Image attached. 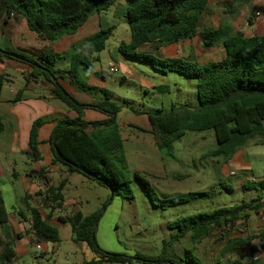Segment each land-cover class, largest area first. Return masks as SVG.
<instances>
[{
    "label": "trees",
    "instance_id": "obj_1",
    "mask_svg": "<svg viewBox=\"0 0 264 264\" xmlns=\"http://www.w3.org/2000/svg\"><path fill=\"white\" fill-rule=\"evenodd\" d=\"M117 1L2 0L0 18L4 14L9 16L13 13L21 14L26 19L29 31L37 34L41 39L56 41L75 34L91 17L108 12ZM209 1L125 0V18L131 40L129 43H121L118 51L129 58L150 64L163 75L176 72L185 78L197 79L198 107L173 106L168 111L158 110L146 114L159 151L168 154L173 142L181 139L186 132L213 130L219 145L213 154L223 155L228 160L244 144L246 137H252L260 132L264 135V36L245 37L242 34H233L232 26L225 22L218 29L205 28L202 31L204 46L212 48L223 44L226 52L222 60L205 65L183 58L161 59L153 54L139 51L144 45H152L159 50L194 38L198 34L202 17L209 12ZM233 1L244 4L253 0ZM227 13L231 15L232 10ZM249 24H253L252 20ZM114 30V27L100 30L67 54L70 59L68 74L71 80L80 84L86 92L93 93L92 90H97L95 92H100L103 99L92 104L82 103L55 83L58 98L76 112L77 116L58 121L48 137L53 153L52 165L62 166L68 173L78 174L94 181L108 188L113 195L120 189L132 194V178L127 173L122 139L115 129L121 108L111 101L110 92L87 85L83 80V73H95L92 63L98 61V55L106 49L107 41ZM2 58L25 62L33 69L32 77L43 75L53 82L55 71L51 64L43 65L39 60L26 54L0 48V59ZM44 58L55 60L61 56L43 55L42 59ZM100 74L103 78L109 75L105 71ZM159 92L162 90L159 89ZM90 109L104 113L107 118L93 122L85 121L83 119L85 111ZM131 110L140 114L133 108ZM42 124L43 120L37 119L30 131L29 144L36 155V160H41L37 137ZM91 126L96 130L89 133L87 129ZM4 129L5 125L0 117V135ZM45 171L46 169L42 168V172ZM67 183L66 179L58 186L46 182L47 189L40 194L51 202V209L61 208L64 202L62 192ZM244 187H253L264 193V180L251 185L245 184ZM230 188L233 190L232 187ZM262 196L260 200H263L264 194ZM187 198L188 196L183 199L167 200L165 204L181 203ZM29 200L30 197L24 198L26 211L18 212L20 219L26 220V212L29 213L31 229L38 242L60 243L59 230L49 222L52 211L47 218H44L40 209L30 205ZM248 211L256 215L260 214L264 211V202L259 201L256 204L243 202L212 212H198L174 221L169 227L178 229V232L163 242L161 254L158 256L143 254L129 256L106 252L100 248L96 233L102 211L87 216L77 213L72 218L60 220L63 223H70L74 241L85 244L93 253L94 258L85 264H206L194 247H185L182 253H178L177 246L185 239L197 245L210 237L214 230L231 227L240 220L248 219L250 216ZM0 228V264H14L17 260L14 244L16 240L22 239L23 235H13L1 191ZM253 240L264 242V233L250 235L247 238L230 239L224 254L235 249L236 245H249ZM174 247L176 254L171 255L170 252Z\"/></svg>",
    "mask_w": 264,
    "mask_h": 264
},
{
    "label": "rangeland",
    "instance_id": "obj_2",
    "mask_svg": "<svg viewBox=\"0 0 264 264\" xmlns=\"http://www.w3.org/2000/svg\"><path fill=\"white\" fill-rule=\"evenodd\" d=\"M122 3L126 5L124 1ZM105 14L108 22L115 24V30L107 41V51L98 55L99 65L92 63L95 73H88L85 79L92 87L110 92L111 101L121 108L115 129L122 139L127 173L132 178V194L120 189L112 196L108 188L94 181L81 176L72 177L62 192L68 206L65 209L58 208L57 214L74 216L79 212L87 216L102 211L96 233L100 248L129 256H158L163 242L178 232V229L169 227L170 223L198 212H212L243 202H264V198L259 199L264 194L261 190L244 187L245 184L264 180V135L260 132L246 137L244 144L228 160L223 155L214 156L219 145L213 130L186 132L181 139L173 142L168 154L159 151L154 136L148 130L147 117L143 118L142 115L158 110L168 111L173 106L198 107L197 79L185 78L176 72L163 75L150 64L117 52L118 45L130 41V29L120 10L116 16L114 10ZM224 17L206 15L204 25L209 26L215 23L212 20H223ZM113 49H116L114 54ZM145 49L151 52L156 50L153 46ZM115 54L119 59H116ZM108 60L115 63L108 64ZM111 65L118 68L116 73H110ZM99 66L109 73L107 77L103 78L100 74ZM95 79L102 83L101 87L95 83ZM95 94L97 92L93 97H96ZM98 94L101 95L100 92ZM131 108L140 112V115L134 114ZM89 115H95L93 118L106 117L94 109L89 110ZM135 118L144 119L145 122L132 123ZM7 135L5 133L3 137ZM240 154H243L241 160L234 161V157ZM14 157L21 163L27 161V156L19 153L14 154ZM20 172L23 173L22 170ZM57 173L49 177L54 184H59L65 178L64 173ZM10 175L0 177V181L7 209L12 213L14 207H22L25 195L20 192L14 176ZM45 184L41 186L46 190ZM186 196L188 198L181 203L165 204L167 200ZM248 214L251 216L248 219L240 220L231 227L214 230L210 237L197 245L185 239L177 246V252L182 253L185 247H194L206 264H216L221 258L252 262L256 249L264 248L261 240H253L249 245H236L234 252L226 257L223 252L230 239L247 238L264 231V212L259 216L251 211ZM60 233L62 240L59 244L41 245V249L34 246L31 253L24 254L14 264H85L94 258L85 244L71 240L70 224L63 227ZM29 242L32 245V240ZM173 249L171 255L176 254V248Z\"/></svg>",
    "mask_w": 264,
    "mask_h": 264
},
{
    "label": "crops",
    "instance_id": "obj_3",
    "mask_svg": "<svg viewBox=\"0 0 264 264\" xmlns=\"http://www.w3.org/2000/svg\"><path fill=\"white\" fill-rule=\"evenodd\" d=\"M122 1L125 2V0H118L116 4L110 9L114 10V16H116L118 10L123 12V15L125 16L126 5H124ZM233 2V0H210L209 12L202 17L198 34L194 38L180 41L175 45L155 50V52L147 51L145 49L147 46L152 45H144L139 48V51L153 54L161 59L183 58L197 62L200 65L222 60L226 56L223 44H219L212 48H207L204 46L202 42V31L205 28L214 27L218 29L221 24L225 22L232 26L231 32L233 34H242L245 37L264 36V0H253L244 4ZM1 3L2 0H0V5ZM226 5H228V7H226ZM231 10L232 14L230 15L227 12H230ZM206 15L212 17L214 15H224L225 17L223 20H220L219 18L216 21L214 19L212 20L215 22L214 24L211 23L209 26H205L204 23ZM250 20L253 22L252 25L249 24ZM108 26L115 28V24H110L108 22L107 15L105 13L101 15H95L91 17L75 34L62 37L56 41H50L41 39L37 34L29 31L26 19L21 14L13 13L10 16L4 14L0 18V45H4L2 47L0 46V48L10 49L26 54L39 60L43 65L51 64V67L55 71V77L52 79L53 82H51L43 75L38 76L37 78L32 77L31 74L33 69L25 62L12 58L0 59V117H2L5 125V129L0 135V137L2 136L0 139V177L11 176L10 174H12L15 178V181L18 183L20 192L24 193V198L30 197L29 204L39 208L44 218H47L52 211L49 222L52 226L57 228L59 232L63 227H66L68 224H70L63 223L60 219H69L73 216L57 214L59 210L58 208L55 210L51 209V202L46 199L44 195L40 194V192L45 191L41 185L49 182L50 185L58 186L61 182L59 184H54L49 179V177L54 174L58 175L59 173L57 172L64 173V179L68 180V183L70 182V178L81 175L68 173L62 166L52 165L53 153L51 144L48 141V137L53 126L61 119L75 118L77 116L76 112L70 109L58 98L55 92V85L59 84L65 89L66 92L82 103L92 104L103 99L102 94L99 95L97 92V94H95L96 97H93L94 93L96 92H86L80 87V84H77L75 81L71 80L68 74L70 59L69 55L67 54L71 52L75 46H78L83 40L96 34L102 29H106ZM129 42L130 41L126 43ZM119 46L120 45H118L117 50L113 49L112 54H114L116 51L118 52ZM106 51L107 46L106 49L101 53H105ZM165 52L166 54H164ZM43 55H60L61 58L55 60L46 58L42 59ZM115 57L116 59H119L118 55L116 54ZM96 63L98 66L100 63V57H98V61ZM111 63L115 62H113V60H108V64ZM98 69H100V72L105 71L102 66H99ZM87 74L88 73H83L84 81H86L85 77ZM136 76L139 78L138 75ZM94 81L100 87L102 86V83L98 82L97 79ZM87 85L92 87V84L87 83ZM85 112L86 114L83 119L88 122L100 121L107 118V116L105 118H93L95 115H89V110H86ZM142 116L143 118L147 117L149 122L148 130L151 132L152 127L148 116L145 114ZM37 119L43 120V124L39 129V135L37 137V141L39 142V156L41 160H36V155L32 151L29 144L30 131L34 121ZM133 122L140 124L141 122L145 121L144 119L135 118V120H132V123ZM94 130L96 129L92 126L87 129L89 133H92ZM5 133H8L7 137H3ZM17 153L21 154L22 156H27V161H23V163L18 162L14 157V154ZM241 156L243 157V154L234 157L233 160L239 162L241 160ZM33 157L34 159H32ZM42 168L46 169L45 173L42 172ZM19 169L22 170L23 173H21ZM11 170L13 172H11ZM24 170L27 171L25 172ZM66 186L64 188H66ZM0 191L3 194L1 181ZM24 198L22 199V207L18 209L14 207L12 213L8 211L9 224L12 228L13 235H23V238L16 240L14 244L17 252V260H19L24 254L31 253L34 246H37L41 249L43 245L50 244V242H38L36 240L31 229L32 224L28 212H26V220H21L18 216L19 211H26ZM67 206L68 204L64 202L61 206V209H65ZM263 212L264 211H262V213ZM26 233H29L28 236H26ZM262 233H264V231L257 235ZM73 236L74 235L72 231V241L74 238ZM31 240L32 245H30L31 242H29ZM262 250H264V248L256 249L254 260L252 261L255 264H264V257H262L264 254H262ZM232 252L234 251L231 250L230 252H226L224 257ZM197 254L199 257H201L199 253ZM237 263L250 264L251 262L244 263L241 260L232 261L230 258L226 260L225 258H221L216 262V264Z\"/></svg>",
    "mask_w": 264,
    "mask_h": 264
},
{
    "label": "built area",
    "instance_id": "obj_4",
    "mask_svg": "<svg viewBox=\"0 0 264 264\" xmlns=\"http://www.w3.org/2000/svg\"><path fill=\"white\" fill-rule=\"evenodd\" d=\"M109 70H110V73H116V72L118 71V69H117L116 66H114V65H111V66L109 67Z\"/></svg>",
    "mask_w": 264,
    "mask_h": 264
},
{
    "label": "water",
    "instance_id": "obj_5",
    "mask_svg": "<svg viewBox=\"0 0 264 264\" xmlns=\"http://www.w3.org/2000/svg\"><path fill=\"white\" fill-rule=\"evenodd\" d=\"M112 193V192H111ZM112 196H113V193H112Z\"/></svg>",
    "mask_w": 264,
    "mask_h": 264
}]
</instances>
